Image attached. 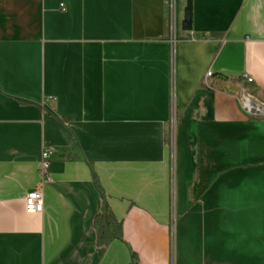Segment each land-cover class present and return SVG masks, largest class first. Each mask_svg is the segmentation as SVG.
<instances>
[{
    "label": "crops",
    "instance_id": "0c3cea01",
    "mask_svg": "<svg viewBox=\"0 0 264 264\" xmlns=\"http://www.w3.org/2000/svg\"><path fill=\"white\" fill-rule=\"evenodd\" d=\"M185 4L0 0V264H264V0Z\"/></svg>",
    "mask_w": 264,
    "mask_h": 264
},
{
    "label": "trees",
    "instance_id": "16d2710c",
    "mask_svg": "<svg viewBox=\"0 0 264 264\" xmlns=\"http://www.w3.org/2000/svg\"><path fill=\"white\" fill-rule=\"evenodd\" d=\"M24 103V102H23ZM92 180L98 190L101 192L102 204L100 211L94 216L93 225L96 231L97 244L101 246L109 245L113 240H123V225L118 221L108 206L98 177L92 171ZM130 264H139V258L136 253L131 252Z\"/></svg>",
    "mask_w": 264,
    "mask_h": 264
},
{
    "label": "built area",
    "instance_id": "2783aa9c",
    "mask_svg": "<svg viewBox=\"0 0 264 264\" xmlns=\"http://www.w3.org/2000/svg\"><path fill=\"white\" fill-rule=\"evenodd\" d=\"M206 76L209 77L208 72L206 73ZM247 79L250 80L249 78ZM243 97L245 101V95ZM245 103L248 105V108L250 107L251 109H253V111L258 113L260 112L257 111V108L253 104L249 105V103L246 101ZM50 153L51 149H43L41 153V159L38 163V183L36 187L33 190L27 192L24 197V208L28 213L42 212L43 210V187L50 180V175L48 173V157Z\"/></svg>",
    "mask_w": 264,
    "mask_h": 264
},
{
    "label": "water",
    "instance_id": "95a60500",
    "mask_svg": "<svg viewBox=\"0 0 264 264\" xmlns=\"http://www.w3.org/2000/svg\"><path fill=\"white\" fill-rule=\"evenodd\" d=\"M191 0H186V4L183 11V19L181 21V27L183 30L189 31L191 30Z\"/></svg>",
    "mask_w": 264,
    "mask_h": 264
},
{
    "label": "bare ground",
    "instance_id": "6f19581e",
    "mask_svg": "<svg viewBox=\"0 0 264 264\" xmlns=\"http://www.w3.org/2000/svg\"><path fill=\"white\" fill-rule=\"evenodd\" d=\"M211 75H212V72L209 70V71H208V76L210 77ZM245 100H246V101H250V100H248V99L246 98V96H245ZM250 104H251V103H250ZM256 108H257V107H256ZM258 108H259V107H258ZM259 109L261 110V108H259Z\"/></svg>",
    "mask_w": 264,
    "mask_h": 264
}]
</instances>
